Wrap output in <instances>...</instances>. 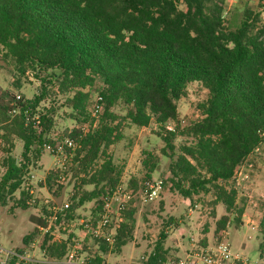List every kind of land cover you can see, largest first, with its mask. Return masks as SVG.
Returning <instances> with one entry per match:
<instances>
[{
	"label": "trees",
	"instance_id": "obj_1",
	"mask_svg": "<svg viewBox=\"0 0 264 264\" xmlns=\"http://www.w3.org/2000/svg\"><path fill=\"white\" fill-rule=\"evenodd\" d=\"M233 1L0 0V58L14 70L10 87L0 89V153L5 156L0 206H7L18 193L19 208H37L40 200L30 192L34 187L28 175L45 153L44 145L55 146L67 138L77 144L75 150L66 147L71 156L67 169L52 170L45 183L40 182L55 197L68 175L75 182L69 208L57 212L40 244L44 259H64L73 235L56 241L55 231L78 221V211L87 203L96 204L94 220L103 199L120 185L126 162H115L110 149L122 140L125 122L137 128L156 125L155 134L164 143L161 154L170 160L168 182L173 191L191 202L195 196H211L213 206L225 207L216 223L217 241L229 222L236 228L242 224L245 208L238 203L235 173L264 144V0H248L257 1L255 8L248 3L232 7ZM29 72L41 80L40 92L32 99L21 93ZM194 83L207 96L195 105L196 118H182L179 102ZM55 92L66 97L62 106L77 125L93 123L92 95L102 96L97 126L86 133L76 127L50 138L56 109L41 105ZM118 108L126 114L121 116ZM15 138L24 145L20 161L11 156ZM158 165L159 157L148 155L144 176L131 178L133 198L115 243L85 238L98 246L91 264H102V256L120 252L132 240L135 197L144 195ZM53 208L48 203L41 206L25 246L49 226ZM212 216L216 217L214 211ZM259 234L262 258L264 209ZM166 238L162 232L142 264L170 263ZM199 245L208 244L204 240ZM18 260L13 257L8 264Z\"/></svg>",
	"mask_w": 264,
	"mask_h": 264
},
{
	"label": "rangeland",
	"instance_id": "obj_2",
	"mask_svg": "<svg viewBox=\"0 0 264 264\" xmlns=\"http://www.w3.org/2000/svg\"><path fill=\"white\" fill-rule=\"evenodd\" d=\"M253 8L257 6V1L235 0L231 3L232 7L244 8L245 4ZM264 18V13H263ZM13 66L4 62L0 58V89H7L13 81ZM21 93L27 99H32L40 92L41 80L29 72L23 79ZM98 93L92 95V103ZM206 90L201 85L194 83L188 88V95L179 102V110L182 118H196L195 105L205 99ZM66 97L57 92L53 93L49 100L42 103L41 108L50 109L54 107V126L49 133V137L59 138L65 130H71L81 125H77L69 119V110L62 105ZM118 113L124 116L126 112L118 108ZM93 127H96L98 120L92 118ZM91 122V121H90ZM90 122L87 125H92ZM83 125V124H82ZM173 127V125H169ZM156 125L149 128H137L128 123L123 124V138L110 149V154L115 162H126V169L122 175L120 184L124 187L129 186L132 177L142 178L145 174L143 160L148 155L159 157L158 169L153 173L151 181L153 183L164 182L161 185L158 196L154 200H147L143 195L137 194L135 197V214L133 216L134 231L132 240L122 247L120 252H111L102 256V264H142L143 258L149 255L155 248L157 241L161 238L162 232L167 234L164 243L168 251L169 259L175 260L184 255L185 251L192 245H199L206 240L207 244L212 245L217 242L215 229L217 221L226 213L223 205L213 206L211 196H195L191 202L185 199L170 188L168 182L170 160L161 154L164 143L155 134ZM182 140L179 139L178 142ZM63 142V141H62ZM61 142V143H62ZM14 150L11 156L20 161L23 152V141L15 138ZM41 159L35 167H31L30 174L35 177L32 179L35 198L40 200L37 208L23 210L16 204L19 199L17 193L13 200L9 201L7 206H0V249L14 250L28 255L29 260H18L17 264H47L49 260L44 259L40 249V244L44 240L45 234L41 232L28 246L24 244V238L32 233L35 228L33 218L41 215V206L48 203L54 207L62 208L69 203L70 195L73 191L74 180L71 175L64 181V189L58 197L50 191L49 187L40 186V182L45 183L50 171L58 166L66 165L68 160L61 159L44 151ZM5 156L0 153V167ZM59 164V165H58ZM0 179L4 173V168H0ZM30 174L28 176H30ZM234 185L238 191V203L245 208L242 217V224L237 228L234 222H229L227 231L228 242L235 254L249 258L251 261L264 263V255L261 258L259 249L261 237L259 234V221L264 209V144H262L248 159L236 170ZM96 210L95 202L87 203L78 211V221L67 230L58 228L55 231L53 240L63 241L73 235V245L78 244L82 250L81 254L88 258H94L97 255L98 246L92 239L85 242L86 239L80 235L82 229L81 220L92 219ZM216 217L212 216V212ZM95 218L98 213H95ZM76 237L78 242H74ZM87 246V248H85ZM101 257V256H100ZM2 255L0 254V259ZM46 261V262H44ZM49 264V263H48Z\"/></svg>",
	"mask_w": 264,
	"mask_h": 264
},
{
	"label": "built area",
	"instance_id": "obj_3",
	"mask_svg": "<svg viewBox=\"0 0 264 264\" xmlns=\"http://www.w3.org/2000/svg\"><path fill=\"white\" fill-rule=\"evenodd\" d=\"M19 99L20 96H17ZM103 97L98 95L95 98V101L92 103L90 108L91 117L99 120V116L103 110ZM92 125H87L86 123L80 126V129L83 133H86ZM97 126V125H96ZM95 128V127H94ZM172 129L171 127H168ZM66 147L72 150L77 148V144L72 139H65L62 143L58 145H44V151L50 152L52 155L59 158V163L61 164V159L68 160L71 156L66 153ZM59 165V164H58ZM67 169L64 164L58 166L57 169ZM35 176L30 174L29 178L32 182V179ZM62 181L65 178H61ZM161 182L153 183L148 181L144 187V196L147 200H154L158 196V192L161 189ZM31 194H34V188H30ZM133 195L129 187H124L122 183L118 185L107 197L103 199V205L101 211L98 213V217L94 220H81L82 229L80 235L86 238L90 236L94 239L102 240L103 242L113 245L116 241L115 235L117 229L120 227V223L123 221L122 215L129 207V203L132 200ZM35 203V200L31 201V204ZM69 208V203H66L64 207L58 208L54 207L55 216L49 219V226L47 228H41L42 233L48 232L51 225L57 218V212L59 210H64ZM230 224V223H229ZM64 225L63 230H67L68 227L73 226ZM228 232H225L223 238L217 241L212 245H192L190 249L185 251L184 255L177 257L175 260H170L169 264H264L262 260L251 261L249 258L235 254L231 248L230 243L228 242ZM74 242H78L76 237L73 238ZM82 248L76 244L72 246V249L66 255L64 259L61 260H52L48 262L49 264H91L88 257H85L81 254ZM0 254L2 258L0 259V264H8L9 260L13 257L18 258L19 260H29L27 254H21L14 250H4L0 249Z\"/></svg>",
	"mask_w": 264,
	"mask_h": 264
},
{
	"label": "crops",
	"instance_id": "obj_4",
	"mask_svg": "<svg viewBox=\"0 0 264 264\" xmlns=\"http://www.w3.org/2000/svg\"><path fill=\"white\" fill-rule=\"evenodd\" d=\"M44 262H46V261H44Z\"/></svg>",
	"mask_w": 264,
	"mask_h": 264
}]
</instances>
